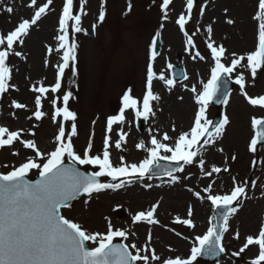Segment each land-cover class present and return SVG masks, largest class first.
<instances>
[{"label": "snow or ice", "instance_id": "6c2138e0", "mask_svg": "<svg viewBox=\"0 0 264 264\" xmlns=\"http://www.w3.org/2000/svg\"><path fill=\"white\" fill-rule=\"evenodd\" d=\"M52 3L53 0H45L40 4L38 0H29L27 6L33 9L30 18L19 19L14 29L7 34L0 32V98L10 89L19 91L15 84L10 83L13 69L9 57L14 55L26 59L24 54L17 50V46H23L33 27H38V22L48 14ZM86 3L87 0H79V14H74V0H63L62 13L58 18V35L55 37L58 44L55 48L46 46L48 55L53 51L60 53L59 63L55 65L54 82L45 86L43 81H39L30 87V91L35 94L34 111L26 118L42 121L48 116V113L43 111V102L49 100L52 107L50 118L52 123L57 125V133L52 141L54 147L42 151L35 139L25 138V135L35 137L34 129L39 127L38 124H33L30 129L16 130L0 125V150L13 149V146L19 143L23 149L31 152L19 166L13 165L10 170L0 172V264H194L198 256L221 257L227 251L224 237L230 231V218L237 214L242 200L248 198V183L238 182L233 176L232 186L228 191H214L216 177L222 172H230L228 158H225L223 167L215 164L206 167L204 152L206 146L215 145L223 138L230 120L224 114L222 120L215 123L208 118V110L213 104L228 105L231 96L229 84L238 85L240 94L253 108L264 110V95L253 97L245 90L248 83L245 72L250 73L254 82L258 71L264 68V0H257V10L253 15V20L257 22V43L254 49L245 54L231 53L227 63L224 62L227 49L212 39V23L215 21L207 25L206 46L212 61L209 76L207 80L199 79V86L193 84L189 88L184 85V88L192 93L196 105L190 128L177 133L176 136H170L167 131L162 135L159 132L152 134L149 130V139L147 141L142 139L135 144V148L145 154L143 158L136 162H128L125 156L121 155L118 163L113 162L110 148L114 147L119 152L126 151L124 145L127 144L128 133L122 127L129 123L126 111H131L134 122L141 120L147 122L150 117H155L156 109L153 102L158 104L162 97L153 90V83L161 82L171 93L177 84L176 73L171 63L167 64V69L172 72L171 77L164 71L159 73L155 71L157 41L154 38L151 42L142 97H135L133 90L128 88L122 95L118 114L107 118L102 150L93 152V132L84 151L78 152L73 143V137L78 135L76 123L78 116L70 107V101L75 97L71 90L62 91V85L66 69L71 68L72 75H76L78 44L74 38H70V33L88 35V31L82 27V17L87 15ZM172 3L173 0H162L159 5L164 20L169 19V6ZM105 4L106 0H101L99 22L105 19ZM0 5L8 14L15 11L13 6L5 5V0H0ZM131 7L129 0L128 11H131ZM194 7L199 8V16L202 18L207 3L197 4L196 0H185V10L178 15L174 23L183 33L186 51L191 54L192 59L205 61L206 57L196 50L194 41V36L200 32L199 24L191 35L186 29V25L193 18ZM225 22L228 25L235 23L230 18ZM95 29L96 24H93V34ZM159 36L160 32H157L156 37ZM47 66L48 61L45 60V67ZM238 69L240 71H237ZM179 75L183 80L189 79L185 72ZM179 99L183 100V97ZM10 107L28 110L27 104L17 100H12ZM10 115L17 118L15 112ZM114 125L121 127L117 131L118 138L113 142L110 134ZM251 129L254 134L248 144V151L256 154L264 149V115L251 117ZM172 131H176L174 124ZM218 150L223 152V148ZM11 154L19 156L20 152L13 149ZM230 159L234 162L237 157L232 155ZM251 163L255 167L257 160L253 159ZM82 166H90L93 170L89 171L87 168L81 170ZM191 166L199 169L201 178L207 177L211 180L199 190L193 188L187 190L197 201L209 202L214 214L208 219L206 230L193 235L187 256L176 254L175 249L171 247L168 248V252L172 255L162 257L158 254L153 246L151 227L147 231L146 240L142 245H138L135 241L128 242L130 237L136 236L134 231L129 228H114L108 217H105L108 221L106 229L101 232L89 231L79 222L62 214V209L71 208V202L78 197L86 196L84 202L87 204L93 194L106 190L116 191L134 181L155 176L168 177L171 183H178L181 177L177 174L185 173L186 168ZM33 170L38 173L34 181L29 178ZM101 177H109L114 183H102ZM184 178L189 177L186 175ZM255 183L252 182L253 187ZM145 187L150 188L151 185ZM159 206L157 202L147 209L137 211L131 216L132 224L159 225L160 221L156 216ZM193 215L194 206L189 203L186 218L176 215L172 223L195 229ZM117 238L118 242H114ZM232 239H240L239 229L234 230ZM250 246L257 248L258 253L248 261V264H264V223L261 224L258 234L247 235L239 250L232 251L231 256L239 257L249 250Z\"/></svg>", "mask_w": 264, "mask_h": 264}, {"label": "rangeland", "instance_id": "374dc122", "mask_svg": "<svg viewBox=\"0 0 264 264\" xmlns=\"http://www.w3.org/2000/svg\"><path fill=\"white\" fill-rule=\"evenodd\" d=\"M45 2V0H38V4ZM162 0H131V11H128L129 0H106L105 10L107 13L117 14L120 23L110 17L112 20V25H104V21L100 28V33H94L92 30V25L96 24L95 31L100 27L98 21L99 8L101 0H87L85 4V11L87 15L82 17V27L88 31V35L83 33H76L74 39L77 44L85 43L86 47L84 50H79L77 48V61H76V75L73 76L71 69L65 75V82L62 85V91L71 90L74 94L75 99L70 101V107L73 111L77 113L78 119L76 121L78 128V135L73 137V143L78 152H83L86 148L90 136L94 132V137H92L93 142V152L96 153L102 150L103 139L106 134V121L111 115L118 114V110L121 107V98L123 93L131 88L127 83L137 81L141 76V81H146V67L149 62V55L151 50V42L156 37V33L160 32L161 38V54L158 55L154 62V69L157 73L164 71L167 75V69H165V62L177 65L175 62V54L180 53L181 56L184 54L183 46L186 48L185 37H183L179 31L178 25L174 23L178 15L185 10V0H173L172 5L169 6V19L164 20L163 14L160 11V3ZM197 4L207 3V8L205 9L207 13L208 8L211 10V16L206 19L204 16L201 18L199 16V8L194 7L193 9V19L189 21L186 25V29L191 35L196 30L197 24L200 26V32L197 34L199 37L194 36V41L196 44V50H199L202 55L206 57L205 61L193 60L191 56L190 61L182 65L185 68V72L189 77V81L198 82V79L203 78L207 80L209 73L208 69L210 65L204 66V71H200L202 64L206 63L210 57V53L206 46V27L213 20L215 14L219 15V25L221 24V19L223 17L224 32H220L217 36L220 40L215 39L214 33L212 39L217 44H223L227 49V62L231 58V53L245 54L254 49L257 43V32L254 29L253 24L250 30V38L247 39V44L245 46V37H241L243 33L242 24V13L241 9L244 6L246 9H250L256 12L257 0H196ZM29 0H5V5H11L14 7L15 11L13 14H8L4 12L3 6L0 5V32L7 34V32L14 29L17 22L21 18H30L33 13V9L29 8L27 5ZM63 0H53L52 5H50L48 14L44 16L39 22L38 27H33L30 34L25 38L23 46H17V50L21 51L26 59H21L20 57L10 56L9 63L13 69L12 80L10 83L15 84L19 91L9 90L5 93L2 98H0V125L7 126L11 130L16 129H30L33 124H38L39 127L35 128V137L25 135V138L35 139L37 141L38 147L42 151L51 150L54 145L52 143L54 136L57 132V125L53 124L51 121L52 107L49 100L43 102V111L48 113L42 121L37 122L34 119L28 120L26 117L31 115L34 111V93L30 91V87L39 82L43 81L45 86H49L54 82L55 75V65L59 62L58 52L53 51L51 55L47 54L46 46H51L55 48L58 42L55 37L58 35V18L59 11L62 8ZM79 0H74V14H79ZM227 9V13H225ZM127 13V14H125ZM247 14V13H246ZM233 19L234 24L228 25L225 21L226 19ZM109 19V20H110ZM203 20V21H202ZM85 21V22H84ZM208 23H207V22ZM163 24V28L161 25ZM251 26V25H250ZM233 28V31L231 29ZM173 30V33H169L167 30ZM116 30L118 32V37L120 40V45L118 46L116 53L113 55L114 65L112 69L114 74L117 75L115 79L110 80L108 85L101 87L98 86V91L94 93V86L91 85V79L93 77L92 63L93 58H95V78L97 80V69H98V57L96 55L97 51L100 53L101 58L107 60L108 56V44L115 37ZM255 30V33H254ZM201 32L204 36H201ZM163 36V39H162ZM243 38V43L241 42ZM99 40V41H98ZM174 40V41H173ZM249 40L250 44H249ZM98 41V42H97ZM137 47L140 54L135 57ZM247 47V51L241 52ZM195 50H193L194 52ZM147 55V60H146ZM173 55V56H172ZM133 58L134 64H130V57ZM143 57V63L136 62L140 57ZM165 56V57H164ZM127 58V68L122 66L120 63V58ZM166 58V59H164ZM45 60L48 61V66L45 67ZM163 61V64H162ZM160 63L161 68L157 69L156 64ZM182 62V61H181ZM163 65V66H162ZM123 67V68H122ZM182 68V67H181ZM135 69H139L136 70ZM111 70H108L110 73ZM159 70V71H158ZM131 75L127 77L126 74ZM140 76H139V75ZM247 81L249 84L246 85V91L250 96L256 97L259 95H264V71L259 70L255 81L253 82L250 73L246 72ZM75 77H80L82 81L76 83ZM188 81V82H189ZM155 82V81H154ZM160 88L163 87L162 96H164V101L168 98L166 104L161 99L160 104H156V116L150 117V121L146 123V130L144 132H137L134 126L130 125L132 114L129 117V123L123 125V130L128 133L127 144L124 145L126 151L119 152L114 147L110 148L112 153V160L114 163L119 162V157L121 155L125 156L128 162H136L143 158L145 155L142 151H138L135 148V144L140 140L147 141L149 137L146 135L148 129H154L155 134L159 132L160 134L164 131H169L171 136H176L172 132V126L175 125V129L180 132L184 129L188 130L190 127L189 121L193 118L194 111L187 113L185 120L177 115V111L174 108L176 103L173 100V93H169L162 83L157 81ZM254 83V86H253ZM181 85H187L189 88L192 84L181 82ZM137 85V84H135ZM180 85V86H181ZM133 95L139 92L140 86L133 89ZM154 90V83H153ZM174 90V89H173ZM172 90V91H173ZM80 94V97L77 94ZM141 92L139 97H142ZM51 94H49V97ZM243 97L239 90L238 85L234 84V89L229 98V103L227 106H222L219 109V113L222 118L226 114L229 117L230 123L228 132L226 129L223 138L218 140L215 145L207 146L206 152L207 156L212 155L214 160L208 162L206 167L215 164L217 166L223 167L225 158H228V166L230 168V174L228 176L219 175L218 181L225 177L228 180V186L225 191H228L232 186V177L235 176L238 182L247 181V199L242 200L240 204L239 211L233 217H231L229 223H237V229L240 232V239H232L234 235V226L230 232L226 233L224 238V245L227 249L224 256L214 264H248V261L253 258L257 253L258 249L251 247L242 253L239 257H232V251H238L242 246L244 239L247 235L258 234V230L262 223H264V149L258 151V153L253 154L248 151V144L253 135V130L251 129V117H260L264 115V110L259 108H253L247 103V101L241 98ZM238 98V99H237ZM12 100H17L20 103L28 105V110H16L10 107ZM235 102L237 103V108L240 111L241 119L232 127L234 122V117L228 111L231 105ZM154 104V102H153ZM243 105V106H242ZM233 108V107H232ZM15 112L17 118H13L10 113ZM173 112V113H172ZM213 116V111L211 109L209 119ZM93 121L95 124L93 125ZM181 121H185L182 124ZM231 124V126H230ZM237 124L240 128L245 131L241 133V136L237 137V145L234 149L228 144L230 136H234ZM226 126V127H227ZM238 126V127H239ZM119 125H114L113 131L110 134L112 141L114 142L117 137V131ZM145 134V135H144ZM175 134V135H174ZM136 135L144 136V138H137ZM171 143V141H169ZM223 148V152L218 149ZM19 150V156H13L11 154L12 150ZM13 149H3L0 150V171L6 172L11 169L13 165L19 166V163L25 158L26 155L31 154L30 150L23 149L22 145L16 143ZM235 155L237 159L233 162L230 157ZM258 157L257 165L252 166V160ZM4 165H8L5 168ZM36 173V172H34ZM33 173V174H34ZM181 177L178 183H171L169 178L168 183L161 184L158 188V192L162 194L160 199H151L144 203L153 195L146 194L141 189L139 194L131 191V186L122 188L123 193H114L109 190L103 191L100 194H96L91 198V200L85 204V200H80L71 208L64 211V215L67 218L73 219L75 222H79L84 228L89 231H105V225L108 221L105 217H108L113 224L114 228H135L137 232L135 237H130L128 242H137L138 245H142L146 240L147 228L150 226L146 224H141L138 226H133L131 222V216L137 211L149 208L152 204L159 202L160 206L157 209L156 216L160 221L159 225L151 227L153 236V246L155 247L158 254L162 257H167L172 255L168 252V248L171 247L175 249L176 254L187 256L190 250L191 239L193 235L198 233H203L208 227V219L211 217V211L209 208L205 210L204 203L197 201L195 198L190 196L187 189L193 188L194 190H199L200 188L206 186V177L201 178L199 175V169L195 166L187 167L185 173H178ZM189 178L185 179V176ZM255 181V187L252 186V182ZM144 181H141V183ZM153 183H162L154 181ZM140 185L139 183H137ZM145 185H151V183ZM217 186V184H216ZM214 185V191H218ZM157 190V189H156ZM131 191V192H130ZM181 200L184 206H177L174 204L175 201ZM171 201V206L167 203ZM191 203L194 206V215L192 219L195 224H197L195 229H189L186 226L173 224L172 219L176 215H180L182 218H186V211L188 204ZM201 205L200 214L196 216L197 208ZM195 206L197 208H195ZM204 211L201 213V211ZM160 210L164 212L160 213ZM116 211H123V217L119 218L115 215ZM124 219V220H123ZM249 221V222H248ZM255 225L252 228V224ZM198 227V225H202ZM101 225V227L99 226ZM157 228L158 230H155ZM146 229V230H145ZM180 233L181 235H176ZM185 237L187 239H185ZM194 264H201L197 260Z\"/></svg>", "mask_w": 264, "mask_h": 264}, {"label": "bare ground", "instance_id": "6f19581e", "mask_svg": "<svg viewBox=\"0 0 264 264\" xmlns=\"http://www.w3.org/2000/svg\"><path fill=\"white\" fill-rule=\"evenodd\" d=\"M245 13H246V10H244V14H245ZM223 25H224V24H223ZM221 28H222V26H221ZM245 30L248 31V25L245 27ZM167 31H168L169 33H172L173 30H169V29H168ZM248 38H249V33H248ZM173 41H174V40H173ZM249 43H250V40H249ZM175 109H176V111H177V115H178V117H179V118L181 117L183 120H185L187 113L191 111V106H190V103L188 102V99L183 101L182 106H180V107H175ZM172 113H173V112H172ZM231 113H232V115H234V122H232V127H231V128H233V126H235V124H236L237 122H238V124H239V121H240V119H241V115H240V111H239V109H238L237 107H233L232 110H231ZM183 122H185V121H181L180 123L182 124ZM238 124H237V127H236V129H235L234 136H233V137L230 136V139L228 140V144L231 145V148H232V149H234V148L236 147V145H237V137L241 136V133H242L243 131H245L243 128H240V126H239ZM238 126H239V127H238ZM213 159H214L213 157H210V160H213ZM152 191H153V190H152ZM134 192H135V193H140L138 190H135ZM152 195H153V197H155V198L161 196V194H160L159 192H153ZM144 203H145V202H144ZM174 204H176L177 206H180V205L182 204V201H181V200H177V201L174 202ZM167 205L171 206V201H169V202L167 203ZM181 206H184V205H181ZM161 211H162V210H161ZM161 211H160V212H161ZM251 224H252V228H253V226H254L255 224H254V223H251ZM234 228L237 229V225H236V224L234 225Z\"/></svg>", "mask_w": 264, "mask_h": 264}]
</instances>
